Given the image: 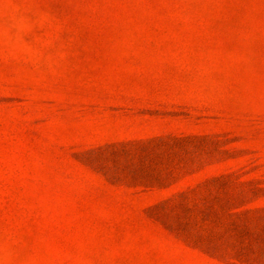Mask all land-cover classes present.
<instances>
[{
	"label": "rangeland",
	"instance_id": "rangeland-1",
	"mask_svg": "<svg viewBox=\"0 0 264 264\" xmlns=\"http://www.w3.org/2000/svg\"><path fill=\"white\" fill-rule=\"evenodd\" d=\"M249 208L264 0H0V264H264Z\"/></svg>",
	"mask_w": 264,
	"mask_h": 264
},
{
	"label": "trees",
	"instance_id": "trees-1",
	"mask_svg": "<svg viewBox=\"0 0 264 264\" xmlns=\"http://www.w3.org/2000/svg\"><path fill=\"white\" fill-rule=\"evenodd\" d=\"M215 181H221V177ZM154 207L157 209L158 206ZM190 209L187 207V210ZM225 215L226 228L236 236L232 247L237 254L248 256L257 251L264 252V209L226 211Z\"/></svg>",
	"mask_w": 264,
	"mask_h": 264
}]
</instances>
